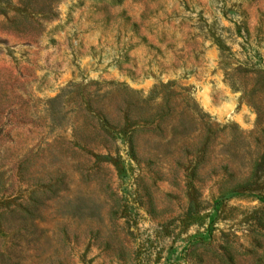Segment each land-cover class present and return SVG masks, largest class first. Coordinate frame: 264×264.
Instances as JSON below:
<instances>
[{
	"label": "rangeland",
	"instance_id": "1",
	"mask_svg": "<svg viewBox=\"0 0 264 264\" xmlns=\"http://www.w3.org/2000/svg\"><path fill=\"white\" fill-rule=\"evenodd\" d=\"M0 264H264V0H0Z\"/></svg>",
	"mask_w": 264,
	"mask_h": 264
},
{
	"label": "trees",
	"instance_id": "2",
	"mask_svg": "<svg viewBox=\"0 0 264 264\" xmlns=\"http://www.w3.org/2000/svg\"><path fill=\"white\" fill-rule=\"evenodd\" d=\"M223 50V49H222Z\"/></svg>",
	"mask_w": 264,
	"mask_h": 264
}]
</instances>
